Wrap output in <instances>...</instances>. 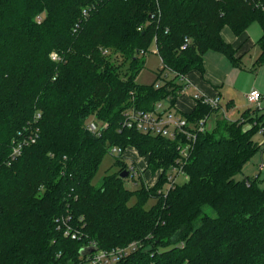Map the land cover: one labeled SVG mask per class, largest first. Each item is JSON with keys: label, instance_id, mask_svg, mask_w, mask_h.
Instances as JSON below:
<instances>
[{"label": "trees", "instance_id": "obj_1", "mask_svg": "<svg viewBox=\"0 0 264 264\" xmlns=\"http://www.w3.org/2000/svg\"><path fill=\"white\" fill-rule=\"evenodd\" d=\"M254 22L261 35L252 69L264 65V0H0V264H81L80 249L90 242L103 249L136 243L116 264H264V176L236 178L264 152V108L231 120L226 105L197 100L182 116L192 126L214 121L193 140L121 127L129 107L172 105L181 77L202 71L206 52L237 65L221 30L239 35ZM152 45L156 77L137 83ZM38 113L34 142L10 159L13 140L31 134L23 127ZM92 116L105 124L100 134L85 128ZM186 144L182 156L178 147ZM113 146L134 147L151 174L162 169L157 181L146 187L136 164L111 153ZM107 152L117 170L96 185ZM177 165L187 178L163 192ZM133 171L134 190L125 184ZM67 215L81 234L75 239L58 229L56 219Z\"/></svg>", "mask_w": 264, "mask_h": 264}, {"label": "built area", "instance_id": "obj_2", "mask_svg": "<svg viewBox=\"0 0 264 264\" xmlns=\"http://www.w3.org/2000/svg\"><path fill=\"white\" fill-rule=\"evenodd\" d=\"M86 11L83 10V15H86ZM37 19L39 20L40 17L38 16ZM190 41L189 39L185 38L180 45V49L183 50L188 47ZM156 52L155 45L153 46ZM144 54V52H143ZM50 58L52 61H59V56L56 52H52L50 54ZM183 76L181 77V79ZM184 85V84H183ZM158 86V85H157ZM197 100H201V102L210 105L213 107H218L219 99L218 97H207V96H200L195 95ZM261 98V94L256 90H251L246 95V100L249 104H256L257 108L260 106L259 99ZM161 101H165L169 103L167 99L156 101L153 109L144 111L139 110L133 107H129L123 111V119L121 122V127L126 128H135L136 130L142 133H148L151 135H158L162 137H167L172 140L177 139L178 136H185L187 140H193L195 138V134L197 132H202L206 128V118H200L196 122L194 126L193 124L189 123L181 114L176 113L171 106L169 105L166 109H163ZM33 122H27L26 126H24L22 132L30 131L27 135H23L21 139L13 140V146L11 148V152L9 154L10 159L15 158L21 153L23 146L28 144L29 142H34L37 136V127L32 125L37 118H39V113L35 115ZM34 127V128H33ZM105 127L104 123L97 121L96 119L90 117L85 122V128L92 134H100V131L103 130ZM251 125H245L244 129L250 128ZM20 133V132H19ZM22 135V133L20 134ZM188 144L178 147V150L182 156L187 154ZM111 153L115 155H125V150L118 146L111 147ZM178 162V161H177ZM130 163V162H129ZM146 167V165H145ZM138 168V167H137ZM145 168L139 169V171H144ZM161 173V169L158 171V176ZM137 176V171H133L131 177ZM187 178V175L184 173L182 166H176L172 168L171 171L167 172V183L166 187L174 184L177 181L178 177ZM144 177V176H143ZM145 181V179H144ZM146 187H151L145 181ZM165 187V188H166ZM58 221V229L63 231L65 236H70L72 239L79 237L81 234L79 230H77L70 221V216H60L56 219ZM87 246H96L94 242H90ZM136 247L135 243H130L126 247L122 248H112V249H97L93 252H90L86 255H83L84 260L81 264H116L121 258L125 256V254L129 250H133Z\"/></svg>", "mask_w": 264, "mask_h": 264}, {"label": "crops", "instance_id": "obj_3", "mask_svg": "<svg viewBox=\"0 0 264 264\" xmlns=\"http://www.w3.org/2000/svg\"><path fill=\"white\" fill-rule=\"evenodd\" d=\"M231 34L233 33L228 27H224L221 30V36L223 40L225 42H230L232 48L235 49V58H239V60L237 61V65L232 64V66L222 69L214 66L208 61H203L202 71L196 69L188 71L182 78L181 82L184 85L181 87L180 92H178V94L176 95L174 103L172 105L168 103V105L171 106V109H173L176 113L181 115L190 113L196 105L197 99L195 98V95L207 97L217 96L219 98L220 106L226 105L228 107V116L230 114L232 116L238 114L241 110L249 107H245L243 103L244 101L248 103L246 100V95L251 90H256L261 94L259 104L262 105L260 100L264 99V65L256 67V69L254 70V83L249 90L247 89L248 91L246 90L245 96H243V101L240 100L241 95L236 88L237 80L242 74L240 70L241 67H243V62L240 61V59L245 53L249 52L253 48L254 43L253 40L248 36L247 30H244L239 35L233 34L232 36ZM258 54L259 49L258 53H256L254 56L252 55L249 58L250 68H253V62L257 58ZM232 73H238V77L236 78V75H233L236 81L233 82V84L231 83V89H226L225 84L228 83L230 79L229 77ZM132 150L133 148L131 149V146L125 149L126 162H134L140 170L145 168L146 157L140 156L135 149L134 151ZM145 172L146 171H143V175Z\"/></svg>", "mask_w": 264, "mask_h": 264}, {"label": "rangeland", "instance_id": "obj_4", "mask_svg": "<svg viewBox=\"0 0 264 264\" xmlns=\"http://www.w3.org/2000/svg\"><path fill=\"white\" fill-rule=\"evenodd\" d=\"M246 30L248 31V36L250 37V39L253 40L254 46L249 52L245 53L242 56V58L240 59V61L243 62L242 63L243 67H241L240 71L242 72V74L240 75V77L237 80L236 88L240 92V95H241L240 100L241 101H243V96H245L246 90L247 89L249 90L254 83V73H255L254 70L256 68L252 69L249 67V61H250L249 58L252 55L254 56L256 53H258V46L256 43H257V41L261 35V29H260L259 25L255 22L250 24ZM231 35L233 36V34H231ZM226 43L230 44V42H226ZM233 50H235V49H233ZM144 59H145L144 60V66L142 67V69L140 70V72L136 76V82L140 83V84L151 83L152 81H154V79L156 77L155 72H156V70L160 64V62H159L160 59H159L158 55L156 54L153 45L150 47V50L148 51V53L144 56ZM203 61L204 62L208 61L209 63H212L214 66H216L218 68H222V69L232 66V63L228 60V58L224 54H222L220 52H216V51L206 52L204 54ZM233 75H236V78L238 77V73H232L229 77L230 79H229L228 83L225 84L226 89L227 88L231 89L233 82L236 81V79ZM260 102L262 103V105H260L258 107L263 109L264 108V99L260 100ZM161 104H162L163 109H166L169 106L168 103H166L165 101H161ZM243 104L245 105V107H247V106H249V107L252 106L253 108L257 107L256 104H248L245 101ZM251 111H252V109H251ZM243 112H244V110H241L238 114L233 115L234 118L238 119L239 117L242 116ZM247 115H249V113ZM233 116L230 114L229 118L231 117L232 120H235L233 118ZM213 121H214V117L210 116L206 122V128L207 129H212ZM255 139L258 143H261L263 141V135H261L260 133H257L255 135ZM126 148H129V147L126 146ZM132 148H133L132 151H134V147L131 146V149ZM128 150H130V149H128ZM114 156L115 155H113L109 152L104 154V156H103V158H102V160L98 166V169L92 178V181L96 185H98L100 183L102 176H104L105 174L113 173L114 171L117 170V166L115 165V157ZM261 160L264 161V152L259 150V151L255 152L249 158V160L243 165L241 171L236 175V178L242 179L245 176H253L258 172H259L260 178H262L264 176V168H262L261 172L258 169V166L260 165ZM144 163H145V161H144ZM137 171L139 172V170H137ZM144 171H146L143 175L146 183L149 185L154 184L158 179L159 169L156 172H154L153 174H151V172L149 170L148 171L144 170ZM161 171H162V169H161ZM177 180L181 181L182 179H181V177H178ZM125 184L129 189H132V190L139 188V184L135 180H133L132 177H128ZM165 187H166V184H163V186H162L163 192L166 189ZM135 201H136L135 196H134V194H132L128 200V203L130 205H132L135 203ZM153 204H154V198L150 197L146 200V202L143 206L145 208H149ZM95 244H96V242H95ZM96 247H98L97 244H96ZM116 247L122 248V247H125V245L124 246H116ZM100 249H103V248H100Z\"/></svg>", "mask_w": 264, "mask_h": 264}, {"label": "water", "instance_id": "obj_5", "mask_svg": "<svg viewBox=\"0 0 264 264\" xmlns=\"http://www.w3.org/2000/svg\"><path fill=\"white\" fill-rule=\"evenodd\" d=\"M126 175H127V171H122V172L120 173V176H121V177H125ZM96 249H97L96 246H87V247H84V248L80 249V253H81L82 255H86V254H88V253H90V252L95 251Z\"/></svg>", "mask_w": 264, "mask_h": 264}]
</instances>
